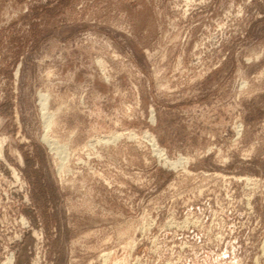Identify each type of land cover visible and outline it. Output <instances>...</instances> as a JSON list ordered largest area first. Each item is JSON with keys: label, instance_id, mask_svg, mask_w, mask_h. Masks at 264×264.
<instances>
[{"label": "rangeland", "instance_id": "374dc122", "mask_svg": "<svg viewBox=\"0 0 264 264\" xmlns=\"http://www.w3.org/2000/svg\"><path fill=\"white\" fill-rule=\"evenodd\" d=\"M0 146V264H264V0H0Z\"/></svg>", "mask_w": 264, "mask_h": 264}, {"label": "bare ground", "instance_id": "6f19581e", "mask_svg": "<svg viewBox=\"0 0 264 264\" xmlns=\"http://www.w3.org/2000/svg\"><path fill=\"white\" fill-rule=\"evenodd\" d=\"M41 106H42V110H44L45 109V107H46V98L45 97H42L41 99ZM44 124H46V123H44ZM47 126V125H46ZM48 127H49V125H48ZM46 134V133H45ZM46 137V136H45ZM45 137H43L44 139H45ZM47 138V137H46ZM43 140V139H42ZM47 140H48V138H47ZM53 140V139H52ZM48 143H51V142H48ZM104 143V142H103ZM54 144V143H53ZM60 146V145H59ZM58 146V147H59ZM60 148V147H59ZM66 149V148H65ZM66 151V150H65ZM0 155H1V146H0ZM60 155V154H59ZM60 157V156H59ZM65 157V156H64ZM171 165H175V163H172ZM25 223V222H24ZM264 248V247H263ZM8 264H11L12 263V260H11V258L8 260V262H7ZM6 263V264H7Z\"/></svg>", "mask_w": 264, "mask_h": 264}]
</instances>
